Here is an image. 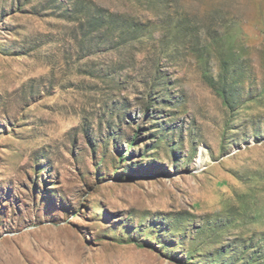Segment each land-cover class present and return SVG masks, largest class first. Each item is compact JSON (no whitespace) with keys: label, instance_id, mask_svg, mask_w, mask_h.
<instances>
[{"label":"rangeland","instance_id":"1","mask_svg":"<svg viewBox=\"0 0 264 264\" xmlns=\"http://www.w3.org/2000/svg\"><path fill=\"white\" fill-rule=\"evenodd\" d=\"M0 264H264V0H0Z\"/></svg>","mask_w":264,"mask_h":264}]
</instances>
